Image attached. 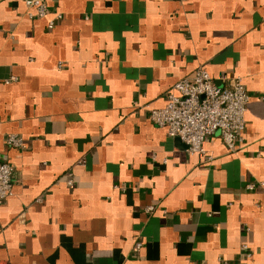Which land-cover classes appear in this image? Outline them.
<instances>
[{
  "label": "crops",
  "instance_id": "obj_1",
  "mask_svg": "<svg viewBox=\"0 0 264 264\" xmlns=\"http://www.w3.org/2000/svg\"><path fill=\"white\" fill-rule=\"evenodd\" d=\"M46 5L0 0V264H264V0ZM199 67L243 79L235 151L149 118Z\"/></svg>",
  "mask_w": 264,
  "mask_h": 264
},
{
  "label": "built area",
  "instance_id": "obj_2",
  "mask_svg": "<svg viewBox=\"0 0 264 264\" xmlns=\"http://www.w3.org/2000/svg\"><path fill=\"white\" fill-rule=\"evenodd\" d=\"M23 1L31 18L41 19L48 14L46 0ZM61 17L60 13L55 14L56 19ZM53 26L54 20L48 21L47 27ZM219 80L220 86L206 69L197 68L190 77L173 85L163 107L149 109L150 120L164 128L169 137L180 140L190 154L204 153V140L213 133L219 134L228 150L239 149L249 95L242 77L223 74ZM6 144L18 149L25 147L17 134H9ZM12 171L11 164L0 156V202L12 195ZM255 186L254 182H249L246 188L251 190ZM140 247L141 243H137L134 250Z\"/></svg>",
  "mask_w": 264,
  "mask_h": 264
}]
</instances>
